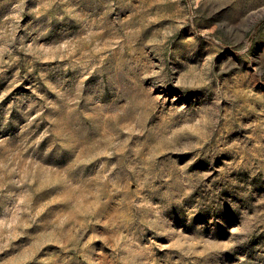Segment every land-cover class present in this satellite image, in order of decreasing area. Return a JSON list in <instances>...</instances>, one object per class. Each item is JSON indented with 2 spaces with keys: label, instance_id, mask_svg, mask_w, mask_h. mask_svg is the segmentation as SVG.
Segmentation results:
<instances>
[{
  "label": "rangeland",
  "instance_id": "374dc122",
  "mask_svg": "<svg viewBox=\"0 0 264 264\" xmlns=\"http://www.w3.org/2000/svg\"><path fill=\"white\" fill-rule=\"evenodd\" d=\"M0 264H264V0H0Z\"/></svg>",
  "mask_w": 264,
  "mask_h": 264
}]
</instances>
